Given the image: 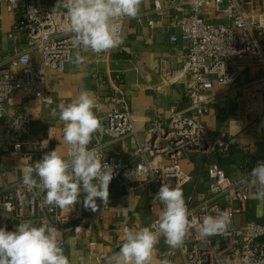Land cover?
<instances>
[{
    "label": "built area",
    "instance_id": "1",
    "mask_svg": "<svg viewBox=\"0 0 264 264\" xmlns=\"http://www.w3.org/2000/svg\"><path fill=\"white\" fill-rule=\"evenodd\" d=\"M263 1L171 0L163 3L156 0L151 10L138 16L152 29L178 30L170 41L181 43L184 54L177 57L178 66L163 70V77H169L168 83L185 80L186 104L172 106L166 119L154 118L146 139L139 141L131 159L125 160L104 152L112 143L136 134L128 101L116 92L97 99L94 111L101 121V129L93 135L89 148H98L104 162L114 166V178L109 186L117 182L132 184L141 176L152 183L157 192L163 183L182 188L191 180L182 168V160L195 153L226 154L229 151L226 133L212 134L204 126L202 117L209 113L215 99L212 95L215 84L234 86L252 66L264 70ZM259 4L262 9L257 10ZM0 5L15 19L9 38L25 40L24 46L0 66V164L4 157L20 156L28 165L52 151L42 141L30 140L31 99L39 97L47 104L53 103V96L46 90L48 78L43 66L63 71L69 63L68 56L75 49L70 35L64 31L67 24L64 11L50 10L45 0H0ZM127 20L121 21L123 30ZM121 48L122 44L110 51ZM35 52L40 54L42 65L32 63L31 55ZM18 67L20 71L13 70ZM253 84L254 87L251 85L246 90L253 93L246 97L250 103L264 94V71ZM16 92L24 96L23 101L15 112L7 113L5 105ZM260 110L264 119V103ZM66 147L65 155L67 144ZM260 161H264V153ZM207 173L210 185L206 197L188 207L190 225L184 250L170 249L161 238L154 255L160 260L167 258L171 264H176L177 257H181L184 264H260L264 261V224L252 220L239 228L234 224V215L246 211L249 184L228 177L217 164H212ZM41 199L42 195L29 191L22 179L6 181L0 187V211L10 213L18 224L31 219L37 225L43 220L55 226L65 255L68 236L81 233L94 212L105 211L109 206V202L104 205L97 198L96 211L85 209L83 194L71 209L43 206ZM217 209L228 212L230 226L224 233L202 241L197 235L202 217L215 215ZM158 217L147 226L156 223ZM126 227L129 226L121 227L122 240Z\"/></svg>",
    "mask_w": 264,
    "mask_h": 264
},
{
    "label": "crops",
    "instance_id": "2",
    "mask_svg": "<svg viewBox=\"0 0 264 264\" xmlns=\"http://www.w3.org/2000/svg\"><path fill=\"white\" fill-rule=\"evenodd\" d=\"M154 1L142 0L139 15L151 10ZM159 1L166 3L171 0ZM45 2L50 10L64 11L56 8L58 0ZM260 9L259 4L257 10ZM139 19L125 21L124 42L120 50H109L99 55L90 50L82 52L87 57L85 64L68 63L61 72L43 66L48 78L46 90L53 96V103L47 104L39 97L31 99V142L42 141L48 148H57L65 155L67 147L61 139L63 124L58 118L51 117V109L61 102L68 103L75 99L82 89L90 90L96 100L116 92L128 101L136 134L112 143L104 153L130 160L138 142L146 139L151 121L154 118L166 119L172 106L182 107L186 104L184 79L173 83L162 81L163 70L178 66L177 57L184 54L181 43L170 41L171 35L178 30L172 27L152 29L145 20ZM14 24L15 19L0 5V66L25 44L24 39L9 38ZM262 40L264 50V37ZM31 60L34 65H42L37 52L31 55ZM13 70L18 72L21 69ZM263 71L259 66H252L249 73L234 86L214 85L212 95L215 99L202 121L212 134L226 133L230 149L226 154L195 153L181 161L182 168L191 177L190 182L181 188L188 207L206 197L210 185L207 171L212 164H217L233 180H241L260 161L264 153V119L260 110L264 94H259L257 101L250 103L246 97L253 93L246 90L251 85L254 87V81L262 76ZM23 98L20 92L14 93L5 105L6 112H15ZM24 166L26 161L20 156L4 157L0 164V187L6 181L21 180ZM249 190L246 211L239 213L242 224L247 220L264 224V202L254 199L255 186L249 184ZM156 193L152 183L141 176L132 184H111L108 208L94 212L81 233L68 236L66 255L70 264H105L104 258L119 250L121 227H145L160 215L163 205L153 201ZM17 225L10 213L0 211V227L13 231ZM159 261L154 255L153 264H159ZM176 264H184L181 257H177Z\"/></svg>",
    "mask_w": 264,
    "mask_h": 264
},
{
    "label": "clouds",
    "instance_id": "3",
    "mask_svg": "<svg viewBox=\"0 0 264 264\" xmlns=\"http://www.w3.org/2000/svg\"><path fill=\"white\" fill-rule=\"evenodd\" d=\"M141 4L142 0H58L56 8L64 10L67 18L64 31L70 35L75 49L68 56V62L82 65L87 60L82 52L90 50L99 55L123 44L121 21L137 18ZM96 104L94 94L82 89L75 99L51 109V117L63 124L67 155L56 148L22 169V184L35 195H42L43 206L71 209L80 202L82 194L85 209L96 211L97 198L104 205L109 202L114 166L104 162L98 148H89L93 135L101 129V121L94 111ZM241 183L255 186L254 199L264 202V161H258ZM153 201L163 205L156 223L140 229L124 228L119 250L105 257V264H153L161 238L170 249L184 250L190 209L182 189L163 183ZM230 223L228 212L217 209L215 215L202 217L197 235L207 241L224 233ZM0 264H70V260L55 226L43 220L37 225L28 219L13 231L0 227ZM159 264L171 262L164 258Z\"/></svg>",
    "mask_w": 264,
    "mask_h": 264
},
{
    "label": "rangeland",
    "instance_id": "4",
    "mask_svg": "<svg viewBox=\"0 0 264 264\" xmlns=\"http://www.w3.org/2000/svg\"><path fill=\"white\" fill-rule=\"evenodd\" d=\"M169 77H163L162 81L165 82V81H168ZM234 221H235V226L237 228L241 227L243 224H242V216L241 215H237L235 214L234 215Z\"/></svg>",
    "mask_w": 264,
    "mask_h": 264
},
{
    "label": "water",
    "instance_id": "5",
    "mask_svg": "<svg viewBox=\"0 0 264 264\" xmlns=\"http://www.w3.org/2000/svg\"><path fill=\"white\" fill-rule=\"evenodd\" d=\"M119 249V248H118Z\"/></svg>",
    "mask_w": 264,
    "mask_h": 264
}]
</instances>
